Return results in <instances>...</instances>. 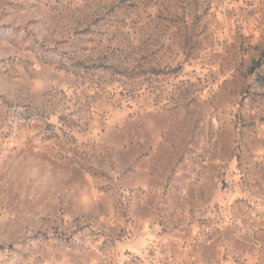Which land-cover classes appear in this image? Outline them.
<instances>
[{
	"label": "rangeland",
	"instance_id": "rangeland-1",
	"mask_svg": "<svg viewBox=\"0 0 264 264\" xmlns=\"http://www.w3.org/2000/svg\"><path fill=\"white\" fill-rule=\"evenodd\" d=\"M0 264H264V0H0Z\"/></svg>",
	"mask_w": 264,
	"mask_h": 264
},
{
	"label": "clouds",
	"instance_id": "clouds-1",
	"mask_svg": "<svg viewBox=\"0 0 264 264\" xmlns=\"http://www.w3.org/2000/svg\"><path fill=\"white\" fill-rule=\"evenodd\" d=\"M15 86L16 87H19L20 85L24 84L23 81H18V82H14ZM32 89L29 87V88H25V90L17 95H14L12 97H9V99L11 100H20L22 101V103L24 105H28V104H32L34 103L33 99H32ZM15 110L16 111H26L27 109L24 108V107H15ZM15 163H19V161H16ZM41 183H43V181H41ZM34 195H36L34 193ZM7 219V218H6ZM40 223H42V221L39 219V217H37V223H36V227H39ZM14 230V229H13ZM13 230H9L8 233L5 234V236L3 237L4 239H8V235L11 234V231Z\"/></svg>",
	"mask_w": 264,
	"mask_h": 264
}]
</instances>
